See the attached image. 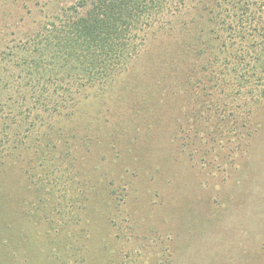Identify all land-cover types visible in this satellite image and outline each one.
I'll list each match as a JSON object with an SVG mask.
<instances>
[{
	"label": "trees",
	"instance_id": "16d2710c",
	"mask_svg": "<svg viewBox=\"0 0 264 264\" xmlns=\"http://www.w3.org/2000/svg\"><path fill=\"white\" fill-rule=\"evenodd\" d=\"M186 2L80 0L24 43L0 52V147L19 155L33 149L34 156L23 160L33 186L37 166L52 176V188L45 181L34 189L42 211L0 246V264H264L263 232L252 244L258 253L242 256L215 235L230 211L246 210L247 171L235 168L184 195L206 210L193 218L151 201L123 211L75 186L66 176L73 167L65 169L69 150H57L51 133L40 129L68 113L84 89L104 86L123 72L147 32L172 24ZM209 22L199 51L207 61V83L198 69L189 74L196 89L190 113L196 132L179 140L191 160L222 170L234 168L233 154L246 147L256 130L255 111L264 106V0H218ZM222 150L224 168L218 162Z\"/></svg>",
	"mask_w": 264,
	"mask_h": 264
},
{
	"label": "rangeland",
	"instance_id": "374dc122",
	"mask_svg": "<svg viewBox=\"0 0 264 264\" xmlns=\"http://www.w3.org/2000/svg\"><path fill=\"white\" fill-rule=\"evenodd\" d=\"M79 1L0 0V52L24 43L63 8ZM216 1L187 0L172 24L156 25L147 32L139 54L123 72L104 86L84 89L68 113L56 116L50 128L40 129L51 133L57 150H69L65 169L71 163L73 167L66 176L73 178L75 186L104 199L105 206L110 202L123 211L151 201L193 218L205 209L192 205L184 195L220 181L235 168L247 171L244 180L251 194L246 210L241 215L230 211L215 232L231 242L229 251L234 256H242L258 253L252 244L264 233V106L255 111L256 130L246 147L233 154L234 168L203 167L190 159L179 140L180 135L196 132L190 115L196 107V89L189 74L198 69L207 83L200 39L210 26L209 9ZM224 154L222 150L218 158L223 168L227 166ZM33 156V149L19 155L0 147V246L42 211L34 190L37 184L47 182L46 187L52 188L51 174L46 177L39 166L38 183L30 182L23 160Z\"/></svg>",
	"mask_w": 264,
	"mask_h": 264
}]
</instances>
